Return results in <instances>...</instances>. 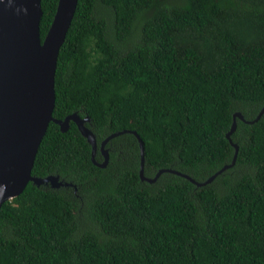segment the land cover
Returning <instances> with one entry per match:
<instances>
[{
    "label": "trees",
    "instance_id": "1",
    "mask_svg": "<svg viewBox=\"0 0 264 264\" xmlns=\"http://www.w3.org/2000/svg\"><path fill=\"white\" fill-rule=\"evenodd\" d=\"M56 5L41 0V39ZM54 89L52 115H89L98 145L125 131L99 166L73 120L49 121L31 173L71 184L1 204L0 264H264V0H78ZM235 111L231 166L140 178L132 130L145 175L204 182L234 157Z\"/></svg>",
    "mask_w": 264,
    "mask_h": 264
},
{
    "label": "water",
    "instance_id": "2",
    "mask_svg": "<svg viewBox=\"0 0 264 264\" xmlns=\"http://www.w3.org/2000/svg\"><path fill=\"white\" fill-rule=\"evenodd\" d=\"M78 0H57L50 25L41 39L39 23L42 16L41 0H0V206L20 193L28 181L36 185L50 184L52 187L67 185L58 175L36 176L31 173L36 151L50 120L64 131L73 120L81 134L91 144V157L95 164L105 166L108 149L105 143L125 130H116L101 140L99 148L102 161L94 159L97 148L95 135L85 122L89 115L81 117L76 111L63 118L52 115L55 102L54 78L57 58ZM264 111V104L255 120ZM244 118L239 111L233 113V120L226 136L235 147L232 161H235L237 144L230 138L235 128V116ZM250 121H253L250 120ZM140 148L141 179L154 181L162 171L182 174L197 184L211 180L222 171L219 168L204 182L177 169L162 167L153 177L144 174V141L136 130Z\"/></svg>",
    "mask_w": 264,
    "mask_h": 264
},
{
    "label": "rangeland",
    "instance_id": "3",
    "mask_svg": "<svg viewBox=\"0 0 264 264\" xmlns=\"http://www.w3.org/2000/svg\"><path fill=\"white\" fill-rule=\"evenodd\" d=\"M239 167H240V170H239V169L236 170V171H238V172H240L241 169H245V166L240 165ZM86 221H87V223H89V224L91 223V222L88 221L87 219H86ZM78 222H79V226H81V227L85 226V217H84V214H83V213H80V212H79V214H78Z\"/></svg>",
    "mask_w": 264,
    "mask_h": 264
},
{
    "label": "bare ground",
    "instance_id": "4",
    "mask_svg": "<svg viewBox=\"0 0 264 264\" xmlns=\"http://www.w3.org/2000/svg\"><path fill=\"white\" fill-rule=\"evenodd\" d=\"M241 113V112H240ZM263 113V112H262ZM241 118V117H240ZM244 119V118H243ZM86 123V122H85ZM236 125V124H235ZM95 135V134H94ZM85 137V136H84ZM96 138V137H95ZM112 138V137H111ZM228 138V137H227ZM232 140V139H231ZM96 142H97V140H96ZM234 142V141H233ZM106 144V143H105ZM233 145V144H232ZM105 146V145H104ZM97 148H99V145H98V143H97ZM97 148H96V150H97ZM100 149V148H99ZM95 153H96V151H95ZM236 153H237V151H236ZM236 157V156H235ZM94 159H95V154H94ZM234 163V162H233ZM232 164H227V166L226 167H224V168H227V167H229V166H231ZM175 173V172H174ZM178 174V173H177ZM159 176V175H158ZM157 176V177H158ZM59 177V176H58ZM156 177V178H157ZM60 180V179H59ZM142 180H145V179H142ZM148 181V180H147ZM150 182H152V181H150ZM71 183H69V184H67V185H70ZM41 185V184H40ZM45 185H50V184H45ZM63 185V184H62ZM61 186V185H60Z\"/></svg>",
    "mask_w": 264,
    "mask_h": 264
}]
</instances>
